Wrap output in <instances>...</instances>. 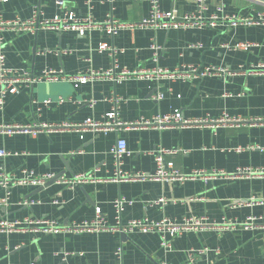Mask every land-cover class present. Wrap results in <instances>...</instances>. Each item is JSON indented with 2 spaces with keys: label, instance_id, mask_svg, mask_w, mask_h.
<instances>
[{
  "label": "crops",
  "instance_id": "obj_1",
  "mask_svg": "<svg viewBox=\"0 0 264 264\" xmlns=\"http://www.w3.org/2000/svg\"><path fill=\"white\" fill-rule=\"evenodd\" d=\"M57 1L9 0L1 6L2 19L11 23L27 20L36 8L41 19H51L62 14ZM62 1L78 17L92 16L97 22L113 15L123 23H137L151 10V0ZM159 4L163 11L175 9L180 15L198 11L196 2L188 0H159ZM221 6L227 15L264 17L262 0H210L204 18L209 20L219 14ZM0 39V53L6 56L7 67L33 77L45 69L62 70L69 76L90 70L106 72L114 67L118 73L124 69L174 71L190 66L227 71L222 77L186 81L131 78L121 83L99 79L78 85L59 82L22 86L18 94L6 98L0 109V125L105 121L116 107L117 119L123 124L175 111L189 120H217L224 116L244 121L264 119L263 23L233 29H126L115 37L98 30L80 36L73 31L59 34L52 30L1 28ZM102 43L119 49L116 62L108 52L97 51ZM154 44L162 47L159 58L151 49ZM241 44L251 47L248 51L239 49ZM159 94L162 100L155 99ZM119 140L127 142L129 151L122 159L125 173L156 174L157 164L150 153L165 149L182 151L166 160L183 174L224 171L230 176L208 182L144 180L88 183L73 188L60 183L45 188L17 187L11 191L8 206H0V220L13 222L33 217L69 226L92 221L99 208L103 223L115 228L114 203L123 199V225L141 219L181 223L190 218L208 219L210 224L232 220L239 225L255 217L259 227L187 230L173 239L170 250L161 247L158 233H0V264H264V204L251 203V199H264V177L236 174L247 169L264 170V125L160 130L116 127L109 132L52 131L36 136L0 134V150L11 153L0 158V172L21 175L27 170L36 175L55 173L72 178L97 170V178L109 180L116 170L111 149ZM4 197L5 191L0 188V201ZM160 199L167 204L153 203ZM26 200L36 205L21 206Z\"/></svg>",
  "mask_w": 264,
  "mask_h": 264
},
{
  "label": "built area",
  "instance_id": "obj_2",
  "mask_svg": "<svg viewBox=\"0 0 264 264\" xmlns=\"http://www.w3.org/2000/svg\"><path fill=\"white\" fill-rule=\"evenodd\" d=\"M9 0H0V29L18 28V31L34 32L38 30H52L57 33H63L73 31L80 36H85L87 33L98 30L105 31L111 37H115L122 30H137V29H152V30H180V29H202L206 26L216 28L218 26H226L229 28H236L240 25H254L257 23L264 24V17L259 19H244L241 17H235L227 15L223 11V6L219 8L220 13L214 14L209 20L204 18V12L206 11L207 3L210 0H188L196 2L198 5L197 12H189L185 15H180L177 10L163 11L160 8L159 0H151V10L149 16L137 23H123L116 20L113 15H108L107 19L103 22H97L92 16L85 18L78 17L74 12L69 10L66 3L62 0L57 1V5L62 10L61 15H57L51 19H41V14L38 8L33 12L30 19L16 20L15 22H4L2 19L1 6L7 3ZM114 0H106L108 3H112ZM91 6V2H89ZM3 45L2 39H0V46ZM250 44L238 45L239 49L248 51ZM192 48H200L194 46ZM151 49L154 51V57L159 58L162 47L154 44ZM97 51L103 53L108 52L110 56L116 62V56L120 52L114 45L109 43H102L97 48ZM264 73V64L261 65ZM227 71L222 68H197V67H184L174 71L156 69L153 71H146L143 69L137 71H128L126 69L121 72H116L114 67L106 72L90 70L84 74L78 75H66L62 70L45 69L39 76H31L28 73H21L15 69L9 68L6 65V56L0 53V109H3L6 98L9 95L18 94L22 86L32 87L38 83H59L70 82L72 84H86L91 81L99 79H109L114 83H121L131 78L145 79V80H192V79H204L222 77ZM156 100H162L163 95L159 94L155 97ZM63 101V100H62ZM50 102L48 101L47 104ZM118 104V103H117ZM117 107L110 112L105 121H95L88 119L82 124L72 123H60V124H8L0 125V134H24L36 136L43 132L52 131H104L109 132L115 130L116 127H123L125 129H138V128H152V129H165L170 127L176 128H188L194 126L209 125L214 128L219 126H235V125H264V119H255L251 121H244L242 119L231 118L224 116L217 120H189L185 119L181 112L175 111L172 114L157 116L150 120L137 121L130 124H123L118 121ZM181 150H165L157 149L150 154L154 157L157 164V171L154 175L149 174H129L122 171L121 166L123 164L122 159L129 154L127 142L125 140H119L117 144L111 149V154L115 159L116 170L114 176L109 180H101L96 177L95 172L78 174L72 178H66L59 176L55 173H46L36 175L32 171L24 170L21 175L6 174L3 171L0 172V188L4 189L5 197L1 199L0 206L7 207L11 196V191L17 187H38L45 188L49 183H60L73 188L78 185H84L88 183H100V182H134L144 180L165 181L168 183H185L188 181L202 180L205 182L214 181L217 179L228 178V175L224 171H193L188 174L181 173L176 169L173 162L166 160L167 156L175 153H180ZM11 155L10 152L0 150V158H6ZM237 176L246 175L248 177H264V170L249 171L248 169L240 173H236ZM126 201L118 199L115 201L114 206L116 209V223L115 228L107 227L102 220V212L98 208L96 209V217L92 221H86L80 224H72L69 226L59 225L56 221L49 219L27 217L21 221H7L0 220V233H68V234H83L94 233L113 230L124 234H131L133 232L141 233H158L161 236V247L164 250H170L172 247V241L177 236L181 235L184 231H199L204 228L223 230V229H235L236 226H241L245 229H256L259 227L257 224L258 219L255 217L248 218L244 223L237 225L232 220H224L221 224L208 223V219L204 218H190L184 222L177 223L168 219L161 222H154L149 219L133 220L126 225L121 223L122 212ZM157 205H166L165 199H160L153 202ZM251 203L254 205L264 204V199H251ZM24 207H32L36 205L33 200H26L20 203ZM121 254V251H118ZM34 264V263H32Z\"/></svg>",
  "mask_w": 264,
  "mask_h": 264
},
{
  "label": "water",
  "instance_id": "obj_3",
  "mask_svg": "<svg viewBox=\"0 0 264 264\" xmlns=\"http://www.w3.org/2000/svg\"><path fill=\"white\" fill-rule=\"evenodd\" d=\"M262 1H264V0H262ZM52 183H54V182L49 183V185L52 184ZM125 236H127V235H125Z\"/></svg>",
  "mask_w": 264,
  "mask_h": 264
}]
</instances>
